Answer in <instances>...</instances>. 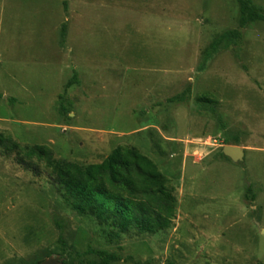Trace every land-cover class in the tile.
Segmentation results:
<instances>
[{
    "label": "rangeland",
    "instance_id": "1",
    "mask_svg": "<svg viewBox=\"0 0 264 264\" xmlns=\"http://www.w3.org/2000/svg\"><path fill=\"white\" fill-rule=\"evenodd\" d=\"M239 16L237 0H0V132L81 165L136 147L176 196L170 228L120 232L75 213L42 163L0 150V264L67 259L55 218L81 252L264 264V21L241 29ZM239 28L238 44L206 58ZM226 135L240 139L242 161L222 155Z\"/></svg>",
    "mask_w": 264,
    "mask_h": 264
},
{
    "label": "trees",
    "instance_id": "2",
    "mask_svg": "<svg viewBox=\"0 0 264 264\" xmlns=\"http://www.w3.org/2000/svg\"><path fill=\"white\" fill-rule=\"evenodd\" d=\"M237 2L241 29L264 21V8L254 0ZM240 28L222 33L207 47L206 58L229 48L233 43L238 44ZM76 81L77 74L66 88ZM184 99L185 93H182L170 101L181 102ZM198 102L206 107L207 102H214V98L206 93L198 97ZM222 141L223 144L235 145L240 139L226 135ZM0 150L6 155L15 153L18 161L27 168H36L38 162L42 163L64 188L65 200L75 213L95 217L120 232L133 229L138 233H157L170 228L176 217L174 186L156 162L136 147L118 146L101 162L81 165L56 158L52 148L45 144L21 145L11 135L0 132ZM54 222L59 229L62 253L67 257L63 264H113L121 260L142 264L135 261L132 255L124 257L115 251L92 246L82 252L74 250L67 242L63 221L55 218ZM89 255L98 259L89 260L86 258Z\"/></svg>",
    "mask_w": 264,
    "mask_h": 264
},
{
    "label": "water",
    "instance_id": "3",
    "mask_svg": "<svg viewBox=\"0 0 264 264\" xmlns=\"http://www.w3.org/2000/svg\"><path fill=\"white\" fill-rule=\"evenodd\" d=\"M222 153L235 162L242 161L245 156V150L239 145L225 144ZM64 260L60 256H50L39 264H63Z\"/></svg>",
    "mask_w": 264,
    "mask_h": 264
}]
</instances>
